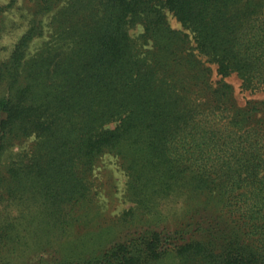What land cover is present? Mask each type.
I'll list each match as a JSON object with an SVG mask.
<instances>
[{
    "label": "trees",
    "instance_id": "trees-1",
    "mask_svg": "<svg viewBox=\"0 0 264 264\" xmlns=\"http://www.w3.org/2000/svg\"><path fill=\"white\" fill-rule=\"evenodd\" d=\"M30 1L28 28L0 59V264H13L5 253L29 215L67 231L65 208L88 199L106 153L137 208L153 213L184 190L220 195L249 240L218 217L148 221L76 253L52 246L45 258V242L32 264H157L169 253L181 264H264V105L239 106L224 79L264 87V0ZM32 137L1 173L6 151Z\"/></svg>",
    "mask_w": 264,
    "mask_h": 264
},
{
    "label": "rangeland",
    "instance_id": "rangeland-1",
    "mask_svg": "<svg viewBox=\"0 0 264 264\" xmlns=\"http://www.w3.org/2000/svg\"><path fill=\"white\" fill-rule=\"evenodd\" d=\"M32 2L30 0H0V59L6 58L12 50L16 40L28 28V17ZM168 18L173 27L182 28L181 23L168 12ZM142 32V26H136L131 30L135 36ZM214 79L215 76H213ZM234 89V96L239 106L249 108L257 103L264 105V87L247 88L242 85V80L232 74L224 78ZM258 118V116H256ZM34 138L9 148L2 161L1 173H5V165L12 155L18 150L31 148ZM90 181L93 183L92 191L86 201L76 203L65 208L68 219L67 231L62 235L53 234V231L42 227L37 220L29 215L19 228H28L21 232L16 248L7 250L5 256L13 261V264H32L39 259L43 252L44 243L47 242L48 250L43 256L49 258L55 256L54 247L61 248L63 252L76 253L84 249L94 248L100 241L112 238L125 228L126 234L136 233L146 227L148 221H161L168 227L178 228L183 222L191 223L202 216L208 221H214L218 217V224L228 225L233 232L249 240L246 235V226L235 214V208H229L226 200L220 199V195H192L188 190L175 193L170 196L162 208H157L153 213L144 208H137L135 203L127 196L128 175L122 168L119 158L112 153H106L96 165ZM195 202L204 204L208 202L209 208H191ZM227 203V204H226ZM135 210L133 216L125 217L128 210ZM152 213V214H151ZM126 218V219H125ZM205 221V220H204ZM44 228V230H42ZM46 231V233L44 232ZM223 240L214 239L210 248L216 249ZM52 251V252H51ZM157 264H181L175 253H169Z\"/></svg>",
    "mask_w": 264,
    "mask_h": 264
}]
</instances>
